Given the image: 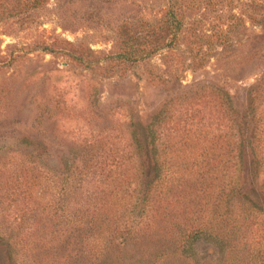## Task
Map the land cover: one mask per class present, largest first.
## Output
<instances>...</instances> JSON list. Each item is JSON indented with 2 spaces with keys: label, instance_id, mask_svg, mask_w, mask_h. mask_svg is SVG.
Wrapping results in <instances>:
<instances>
[{
  "label": "rangeland",
  "instance_id": "1",
  "mask_svg": "<svg viewBox=\"0 0 264 264\" xmlns=\"http://www.w3.org/2000/svg\"><path fill=\"white\" fill-rule=\"evenodd\" d=\"M171 13L182 24L177 46L137 63L108 61L124 26L158 28ZM159 36L170 40L173 31ZM251 85L264 87V0H0V214L11 220L27 212L32 180L46 177L31 149L59 163L92 148V162L127 170L129 190L142 198L153 171L145 163L140 184L131 179V125L159 118V156L173 137L187 162L173 161L180 174L169 191L159 194L160 181L149 194L146 261L264 264V212L251 207L264 209V163L252 183L246 154L237 166L232 126Z\"/></svg>",
  "mask_w": 264,
  "mask_h": 264
},
{
  "label": "trees",
  "instance_id": "2",
  "mask_svg": "<svg viewBox=\"0 0 264 264\" xmlns=\"http://www.w3.org/2000/svg\"><path fill=\"white\" fill-rule=\"evenodd\" d=\"M169 16L173 18L158 28L145 25L131 31L124 26L125 30L117 39L119 50L108 55V61L137 63L149 60L174 43L177 46L182 24L173 14ZM168 31H173L170 40L159 36ZM73 57L83 65L91 64L81 54ZM220 98L227 103L232 100L226 90L220 91ZM262 101L264 87L251 85L241 118L238 123L232 122L237 134V166L241 170L246 154L252 169V183L257 182L264 163V156H259L264 151ZM159 123V118H155L150 123L131 125L134 129L130 131V147L134 162H137V172L131 179L140 184L146 175L145 163L151 165L153 171L140 199L136 196V187L129 190L131 182L127 170L122 168L113 173L106 164L95 165L92 148L80 154L79 150H73V158L61 159L59 163H55L51 152L43 148L27 152L33 166L40 164L46 168L43 169L46 177L40 173L32 180L31 185L36 190L27 212L11 220L0 214V264H155L150 258L146 261L145 252L140 248L143 221L151 209L149 194L156 192V196L157 191L160 195L169 191L180 174L177 167L172 168L173 161L187 162L185 155L177 156L173 146L178 141L173 137L166 143L170 148L167 156H159L162 144ZM190 141L186 136L180 145H188ZM20 143L29 145L25 138ZM45 160L52 166L44 164ZM119 166L122 167L121 161ZM237 180H240L239 174ZM160 181L163 184L157 190L154 187ZM251 207L264 212L254 202Z\"/></svg>",
  "mask_w": 264,
  "mask_h": 264
}]
</instances>
